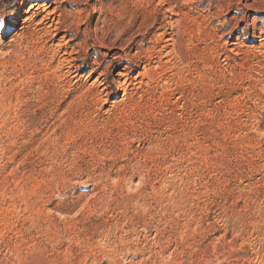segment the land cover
I'll use <instances>...</instances> for the list:
<instances>
[{
    "label": "rangeland",
    "instance_id": "374dc122",
    "mask_svg": "<svg viewBox=\"0 0 264 264\" xmlns=\"http://www.w3.org/2000/svg\"><path fill=\"white\" fill-rule=\"evenodd\" d=\"M254 1L0 0V264H264Z\"/></svg>",
    "mask_w": 264,
    "mask_h": 264
},
{
    "label": "bare ground",
    "instance_id": "6f19581e",
    "mask_svg": "<svg viewBox=\"0 0 264 264\" xmlns=\"http://www.w3.org/2000/svg\"><path fill=\"white\" fill-rule=\"evenodd\" d=\"M259 0H256V2L254 1V4L253 5H251L250 7L253 9V10H255V11H257V12H260V13H264V0H261V2H258ZM148 2H146V4H147ZM145 4V5H146ZM110 7H112V6H110ZM109 7V10H111V13H110V16H111V25H108V29L110 30V32H112L111 30H115L116 28H117V26L118 25H120L121 24V22H122V20L123 19H125V17H126V13L125 12H128V7L127 6H125L124 7V9L123 10H119L117 13H114V9H111ZM33 8H37L36 9V11L37 12H39L38 10H40V9H44V11H46V10H48L49 8H50V6H49V8H48V6H47V4H43V5H41V4H33ZM137 9V8H136ZM143 11L144 10H147L148 9V6H145L144 8H141ZM35 11V10H34ZM83 12V11H82ZM78 13V12H77ZM139 13H142L141 11L139 12ZM133 14V13H132ZM32 15H34V14H32ZM140 15V14H139ZM138 15V16H139ZM128 16V15H127ZM151 16V15H150ZM59 17V16H58ZM58 17H54V18H52V16L49 14H47V17H45V19L44 20H48L49 22H51L52 24L55 22V20L57 19L58 20ZM142 18V17H141ZM146 18V17H145ZM178 18V17H177ZM60 19V18H59ZM43 20V21H44ZM62 20V19H61ZM179 20H181V19H179ZM178 20V21H179ZM187 20V19H186ZM59 21V20H58ZM64 21V20H63ZM141 21H143V20H141ZM146 21V20H145ZM174 21V20H173ZM183 21H184V19H183ZM76 22V21H75ZM144 22V21H143ZM176 22V21H175ZM180 22V21H179ZM258 22L259 23H261L262 22V26H259V24H258ZM167 23V22H166ZM181 23V22H180ZM58 24H60V22L59 23H57V25ZM110 24V23H109ZM179 24V23H178ZM185 24H186V22H185ZM192 24V23H191ZM61 25V24H60ZM77 25V24H76ZM143 25V24H142ZM249 25V24H248ZM98 26V25H97ZM145 27H146V25H144ZM154 26V25H153ZM182 26H184L183 24H182ZM181 26V27H182ZM14 27H16V24H14L13 26H12V28L11 29H14ZM111 27V28H110ZM185 27V26H184ZM103 28V27H102ZM154 28V27H153ZM158 28V27H157ZM164 28V27H163ZM175 28V27H174ZM246 28H247V26H246ZM251 28V29H250ZM100 29V28H99ZM151 29V28H150ZM159 29H160V27H159ZM180 29V28H179ZM178 29V30H179ZM187 29V30H186ZM185 30H184V32L182 33V36H181V41H180V39L177 41V43L175 44V46L173 45V47H174V50H173V53H174V55H175V58H177L180 62H182V60H183V58H184V51H183V47H185L184 45H189V43H190V41L192 40V36L194 37V35H195V33H194V31L191 29H188V28H186ZM205 29V28H204ZM58 30V28L56 29V31ZM61 30V29H60ZM148 30V29H147ZM157 31H158V29H156ZM178 30H177V32H178ZM249 30H251L252 31V39H251V41H258V42H260V48H263L264 47V18H261V19H258V18H254V20H253V23L250 25V27L248 26V29H242V31H243V33H244V36L247 38H249L250 37V33L248 32ZM65 31V30H64ZM64 31H62V32H64ZM117 31V30H116ZM125 31V30H124ZM182 31V30H181ZM60 32V31H59ZM80 32V31H79ZM150 32V31H149ZM153 32V31H152ZM207 32V31H206ZM65 33V32H64ZM67 33V32H66ZM68 33H69V31H68ZM97 33V32H96ZM114 33V32H113ZM119 33V32H118ZM147 33V32H146ZM151 33V32H150ZM149 33V34H150ZM164 33H165V31H164ZM169 33V32H168ZM173 33V32H172ZM181 33V32H180ZM192 33L194 34V35H192ZM120 34H121V32H120ZM119 34V35H120ZM153 34V33H152ZM162 34V33H161ZM111 35V34H110ZM169 35V34H168ZM171 35H173V34H171ZM181 35V34H180ZM65 36V35H64ZM101 36H103L102 35V33H101ZM101 36H100V38H101ZM106 36V35H105ZM153 36V35H152ZM164 36H166L165 34H164ZM174 36V35H173ZM66 37V36H65ZM104 37V36H103ZM109 37V36H108ZM163 37V36H162ZM167 37H169V36H167ZM243 37V36H242ZM123 38V37H122ZM137 38V37H136ZM212 38V37H211ZM188 40V41H185V40ZM213 39V38H212ZM95 40V39H94ZM158 40H159V38H158ZM175 40V39H174ZM197 40V39H196ZM241 40V39H240ZM96 41H98L97 40V38H96ZM104 42H105V40H103ZM103 41H101L100 43H98V44H102L103 43ZM171 41H173V39H172V37H170V38H167V39H165V43H171ZM249 41H250V39H249ZM118 42V41H117ZM156 42V41H155ZM160 42V41H159ZM193 42V41H192ZM96 43V42H95ZM112 43V42H111ZM163 43V42H162ZM175 43V42H174ZM173 43V44H174ZM183 43H184V45H183ZM211 43V42H210ZM120 44V43H119ZM103 45V44H102ZM105 45V44H104ZM158 45H159V43H158ZM166 45V44H165ZM233 45V44H232ZM100 46V45H99ZM113 46V45H112ZM156 46V45H155ZM167 46V45H166ZM190 46V45H189ZM102 47V46H101ZM105 47V46H104ZM109 47V46H108ZM195 47V46H194ZM106 48V47H105ZM259 48V49H260ZM186 49V48H185ZM188 49V48H187ZM161 50H162V48H161ZM147 51V50H146ZM152 51H153V49H152ZM164 51V50H163ZM163 51H162V53H163ZM190 51V50H189ZM247 51V50H246ZM67 53V52H66ZM72 53V52H71ZM75 53V52H74ZM73 53V54H74ZM137 53V52H136ZM146 53V52H145ZM188 53V52H187ZM191 53V52H190ZM239 53V52H238ZM57 54V53H56ZM65 54V53H64ZM76 54V53H75ZM128 54V53H127ZM148 54V53H147ZM167 54V53H166ZM172 54V53H171ZM171 54H169L170 56H171ZM72 55V54H71ZM189 55V54H188ZM236 55V54H235ZM75 56V55H74ZM148 56V55H147ZM152 56V55H151ZM155 56H157L156 54H155ZM158 56L160 57V59H161V54L159 55L158 54ZM169 56V57H170ZM193 56V55H192ZM198 56V55H197ZM243 56V55H242ZM108 57V56H107ZM146 57V56H145ZM159 57H158V59H159ZM164 57H165V55H164ZM164 57L162 58V59H164ZM188 57V56H187ZM127 58V57H126ZM134 58V57H133ZM153 58V57H152ZM157 58V57H156ZM166 58V57H165ZM117 59L118 60H120V61H122L124 58H122V56H120V55H118V57H117ZM135 59V58H134ZM150 59V58H149ZM170 59V58H169ZM72 60H74V59H72ZM76 60V59H75ZM124 60H126V59H124ZM123 60V61H124ZM147 60V59H146ZM172 60V59H171ZM177 60V61H178ZM189 60V59H188ZM79 61H80V59H79ZM130 61V60H129ZM143 61V60H142ZM159 61V60H158ZM157 61V62H158ZM167 61V60H166ZM175 61V60H174ZM176 61V62H177ZM145 62V61H144ZM163 62V61H162ZM183 62H185V61H183ZM122 63V62H121ZM127 63V62H126ZM130 63V62H129ZM155 63V62H154ZM172 63V62H171ZM189 63V62H188ZM213 63V62H212ZM75 64H76V61H75ZM103 63H98V62H93V65H92V67L90 66L89 68H90V76H94L95 74H97V73H99L98 71L100 70V67H101V65H102ZM105 65H106V70L104 71V72H102L101 71V73H99V76H98V79L99 78H103V76L105 75V74H108L109 73V69H110V65H107L106 64V62L104 63ZM134 64V63H133ZM142 64V63H141ZM159 64V63H158ZM164 64V63H163ZM183 64L184 63H182V66H183ZM63 65V64H62ZM135 65V64H134ZM145 65H146V62H145ZM150 65V64H149ZM75 66V65H74ZM89 66V65H88ZM129 66V65H128ZM128 66H126L124 69H126V70H128L129 69V67ZM188 66V65H187ZM192 66V65H191ZM78 67V66H77ZM83 66H80V68H82ZM134 67V66H133ZM139 67V66H138ZM146 67V66H145ZM184 67V66H183ZM86 68V67H85ZM153 68V67H152ZM156 68V67H155ZM175 68V67H174ZM180 68V67H179ZM70 69H71V67H70ZM77 69V68H76ZM123 69V70H124ZM149 69V68H148ZM187 69H189V68H187ZM152 70V69H151ZM150 70V71H151ZM160 70V69H159ZM176 70V69H175ZM192 70V69H191ZM68 71V70H67ZM82 71V70H81ZM145 71H147V70H145ZM157 71V70H156ZM153 72V71H152ZM151 72V73H152ZM180 72H181V70H180ZM66 73V72H65ZM89 73V72H88ZM121 73V72H120ZM125 73H126V71H125ZM145 73V72H144ZM150 73V72H149ZM179 73V72H178ZM122 74V73H121ZM139 74V73H138ZM146 74H148V73H146ZM64 75V74H63ZM70 75H72V74H70ZM120 75V74H119ZM123 75H125L126 76V79L129 77V76H127L128 74H123ZM149 76H151L150 74H148ZM178 75V74H177ZM140 76V75H139ZM121 77V76H120ZM152 77H154V76H152ZM182 77V76H181ZM59 78V77H58ZM121 78H123V77H121ZM131 78V77H130ZM145 78V77H144ZM73 79H74V76H73ZM154 79V78H153ZM102 80V79H101ZM71 81V80H70ZM118 84V83H117ZM133 84V83H132ZM135 84H137V83H135ZM134 84V85H135ZM69 85H70V83H69ZM102 87H104L103 88V90H101L102 91V93L104 94L107 90H108V88H109V86L107 85V82L105 83V82H101V84H100ZM99 84H98V87L100 86ZM119 85V84H118ZM122 85V84H121ZM120 85V86H121ZM144 85V84H143ZM128 86V85H127ZM101 87V88H102ZM67 88V87H66ZM118 88H119V86H118ZM128 88V87H127ZM127 88L125 87V88H123V87H121V88H119L120 90H122L124 93L123 94H125L127 91ZM87 89V88H86ZM128 89H130V88H128ZM100 91V92H101ZM99 92V91H98ZM101 93V94H102ZM108 93V92H107ZM87 94V93H86ZM91 94V93H90ZM98 96H99V94H98ZM124 96V95H123ZM127 96V95H126ZM141 96V95H140ZM188 96V95H187ZM85 97V96H84ZM108 97V96H107ZM82 98V97H81ZM49 99V98H48ZM99 99H100V97H99ZM77 100V99H76ZM85 100V99H84ZM97 100V99H96ZM103 100V99H102ZM80 101L82 102V99H80ZM104 102V101H103ZM72 103V102H71ZM78 103H76V105H77ZM75 106V105H74ZM78 106V105H77ZM80 106V105H79ZM76 108V107H75ZM78 110V109H77ZM78 112V111H77ZM66 117H67V115H66ZM65 117V118H66ZM69 118V117H68ZM76 124V123H75ZM74 125V124H73ZM80 131V130H79ZM82 134V133H81Z\"/></svg>",
    "mask_w": 264,
    "mask_h": 264
}]
</instances>
